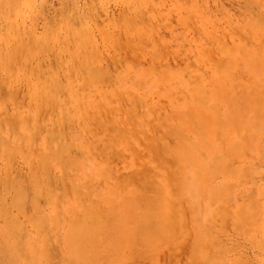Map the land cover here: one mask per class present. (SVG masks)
I'll list each match as a JSON object with an SVG mask.
<instances>
[{"label": "rangeland", "instance_id": "374dc122", "mask_svg": "<svg viewBox=\"0 0 264 264\" xmlns=\"http://www.w3.org/2000/svg\"><path fill=\"white\" fill-rule=\"evenodd\" d=\"M0 70L3 104L47 136L9 159L0 150V220L14 241L0 235V264H264V0H0ZM33 92L52 108L34 110ZM61 103L82 115L66 147L53 125ZM16 188L24 213L7 208ZM61 195L79 208L64 210ZM124 223L115 253L100 251Z\"/></svg>", "mask_w": 264, "mask_h": 264}, {"label": "bare ground", "instance_id": "6f19581e", "mask_svg": "<svg viewBox=\"0 0 264 264\" xmlns=\"http://www.w3.org/2000/svg\"><path fill=\"white\" fill-rule=\"evenodd\" d=\"M14 54V52H11V53H9L8 55H10V54ZM19 53H15L14 55L16 56V55H18ZM28 54V53H27ZM11 56V55H10ZM26 56V55H25ZM25 56H24V59H25ZM18 57V56H17ZM10 59H11V57H9ZM19 59H21L20 57H18ZM18 58H16V59H18ZM23 58V57H22ZM3 59H5V58H3ZM10 59H8L7 60V62H11V60ZM6 60V59H5ZM12 60H13V58H12ZM15 60V59H14ZM58 64H59V66H60V61L59 62H57ZM7 65V64H6ZM5 65V66H6ZM10 66V65H9ZM14 66V65H13ZM7 67V68H9L10 70V72H11V70H12V68H14V67ZM3 67H4V65H3ZM2 67V71H4V68ZM61 67V66H60ZM59 67V68H60ZM7 71H5V72H8V69H6ZM22 70H25V72L27 73L28 72V70H26V67L25 68H23ZM30 70V69H29ZM33 71H34V69H32ZM1 71V70H0ZM14 70H12V72H13ZM11 72V73H12ZM15 72V71H14ZM24 72V73H25ZM79 72V71H78ZM9 73V72H8ZM33 73H35V72H31L30 74H31V76H33L32 74ZM80 73V72H79ZM13 76H15L16 75V73H15V75L14 74H12ZM26 75V74H25ZM5 76V75H4ZM7 76H9V75H7ZM27 76H28V74H27ZM86 76H87V73H86ZM88 76H90V77H92L90 74L88 75ZM5 78H6V76H5ZM11 78V77H10ZM35 78H37V77H35ZM88 78V77H87ZM90 79H92V78H90ZM32 80V79H31ZM38 80V79H37ZM41 80H43V79H41ZM5 80L3 79V82H4ZM10 81H13V80H10ZM30 81V80H29ZM39 81L40 80H38V82L37 83H39ZM49 81V80H48ZM93 81V80H92ZM6 82H8V81H5V83ZM31 82V81H30ZM33 82V81H32ZM35 82V81H34ZM42 82V81H41ZM47 82V81H46ZM45 82V83H46ZM50 82V81H49ZM2 83V82H1ZM10 83V82H9ZM48 83V82H47ZM47 83H46V85H47ZM53 83H55V85H57L56 84V82H53ZM67 83H69V82H67ZM36 84V83H35ZM41 84V87L40 88H38V89H42L43 91H45V89H46V86H44L43 84H44V82H42V83H40ZM49 84H51V82L49 83ZM3 85V84H2ZM9 85V84H8ZM13 85V84H12ZM10 86V85H9ZM48 86V85H47ZM52 86V85H51ZM1 87V86H0ZM5 87H7V84H6V86ZM37 87V86H36ZM55 88H50L51 90H56V92L59 90V87L58 88H56V86H54ZM1 89V88H0ZM2 89H4V88H2ZM10 89V88H9ZM5 90H8V88H6ZM46 90H49V88L48 89H46ZM1 91V90H0ZM9 91V90H8ZM11 91V90H10ZM9 91V92H10ZM6 92V91H5ZM13 92V91H12ZM47 92V91H46ZM46 92H43L44 94L46 93ZM51 92V91H50ZM50 92L48 93V96H49V94H50ZM56 92L54 93V94H56ZM61 92V91H60ZM40 93H42V91L40 92ZM46 93V94H47ZM58 93V92H57ZM2 94H4V92L2 93ZM33 94V96H35L34 97V99L32 100L31 99V97H29V100L28 101H30V105H32L33 106V109L34 110H36V109H41V108H44V109H46V110H48L49 111V109H51L52 108V105H51V103L50 102H48V101H46L45 99H44V95L42 96V95H39L38 93V95H36L34 92L32 93ZM35 94V95H34ZM1 95V94H0ZM8 96L9 97V95H10V99H13L12 98V94L11 93H7V94H4V96ZM3 96V97H4ZM32 96V95H31ZM32 96V97H33ZM51 96V95H50ZM49 96V97H50ZM1 97L2 96H0V100H2V101H0V111H1V116H0V127H2V129H4L5 131H6V134H5V137H4V135H0V139L2 138V140H0L1 142H0V150L2 151V153H3V158H6V159H9V156H10V153H11V151L8 149V148H10V147H14V146H16L17 147V149L16 150H18V153H19V149H21V148H23L24 146H26V145H29V146H31L32 144H33V140H34V137L35 136H38V137H42V138H45V139H47V136L46 135H43L44 134V132L41 130V129H39L37 126H34V124H31V119H32V116H31V114L30 113H24L23 111H20V106H18V103H16V102H14L13 100L12 101H10V102H7V105H4L3 104V98L1 99ZM5 98V97H4ZM6 100V99H5ZM32 100V101H31ZM34 101V102H33ZM5 103H6V101H5ZM53 103V102H52ZM54 109V108H53ZM80 116H82V115H80L79 113H74V114H69L68 112H67V110H66V108H65V105L63 104V103H61V104H58L57 106H56V110H55V120H54V123H53V125L55 124V126H56V128L60 131V132H62L63 133V142H64V145L67 143V139H68V137H66L67 136V134H68V132L69 133H72L73 132V137L75 138V133H77V135L78 134H80L81 133V126H80V124H79V118H80ZM105 122H107V120L105 121ZM105 125H107L106 123H105ZM72 126H73V128H72ZM47 133V131H45V134ZM71 141V140H70ZM12 144H14V145H12ZM67 146H68V144H67ZM65 147H66V145H65ZM15 148V147H14ZM191 145L190 144H188L187 145V150L188 151H190L191 150ZM66 149H68V148H66ZM66 149H65V151H64V155H66L67 154V152H66ZM72 151V150H71ZM63 152V151H62ZM62 152L61 151H57V156L58 157H56V158H58L59 159V157H61V156H63L62 155ZM177 154H178V152H177ZM180 155H176V157H178L179 158V162H178V165H182L183 164V161H182V159H181V157H179ZM23 159H22V161H23V163L24 164H26V165H28V164H30L31 163V159L29 160V158H26V157H22ZM55 158V160H57ZM151 160V159H150ZM189 161H190V159H189ZM175 163V162H174ZM185 163L187 164V166H188V163L185 161ZM80 164V163H79ZM54 163L53 162H49V163H47V164H44V165H39V167H37L38 169L37 170H39L38 171V174H40L43 178L42 179H44V178H47V175H48V173H49V171L51 170V168H53L54 167ZM184 165V164H183ZM182 165V166H183ZM37 174V175H38ZM37 175H35V177H37ZM34 177V178H35ZM33 178V179H34ZM39 179V178H38ZM36 179L35 178V184H32L31 182L29 183V185L31 184V188L33 189V191H35V192H37V191H41V192H43L44 194H46L48 197H51L52 196V194H51V192L49 191L50 189H51V187H50V189H49V185L51 186V184H47V183H45V182H47L46 180H44L45 182H44V184L48 187V189L46 188V186L44 185V187H39V186H43L42 185V183H40L39 182V180H41V179ZM39 182L38 184H37V181ZM40 184V185H39ZM53 188V187H52ZM19 190L20 188H16L15 190ZM14 190V191H15ZM18 190H17V192H16V194L18 193ZM21 190V189H20ZM19 190V191H20ZM180 190V189H179ZM31 191V190H30ZM51 191H52V189H51ZM58 191V190H57ZM61 191V190H60ZM70 191V190H69ZM35 192L33 193V196L31 197L32 199H29V201L31 200H33V202H39V200L41 199V197H37V199L39 198V200H37L36 201V197L35 196H37V195H35ZM12 193H14L13 192V190H12ZM22 193V195L23 196H25L24 195V192H22V190L20 191V193H18V194H21ZM31 193H32V191H31ZM30 193V194H31ZM65 193H66V191H65ZM64 193V194H65ZM3 194H5V193H3ZM8 194V193H7ZM15 194V193H14ZM13 194V195H14ZM14 195L13 197H12V195L10 196V198H11V200L10 201H6V202H10L9 203V205H8V207L7 208H13V209H15L16 207H13V206H17L18 207V210L20 209V203H22L23 201L21 200V198L19 197V195L17 194V195ZM82 194V193H81ZM80 194V195H81ZM9 195V194H8ZM22 195H20L22 198H23V200L25 199V197H23ZM40 196H41V194H39ZM79 194H78V198H83V197H79L80 196ZM1 196V195H0ZM63 196L64 195H61V198L63 199V201H62V204H63V209L64 210H66V211H69V212H72V211H74L75 209H77V208H79V206L80 205H77V203H74V202H72V201H70L69 199H65L66 197H64L63 198ZM2 197V196H1ZM4 197V196H3ZM35 198V200H34V198ZM58 197V196H57ZM51 198V205L52 206H54V205H56V203H57V201H58V198ZM28 198V197H27ZM27 198H26V200H27ZM76 198H77V196H76ZM4 200H5V198H3ZM8 200H9V198H7ZM4 200L3 201H0V205H2L3 207H1V208H5L4 207V204H6L5 202H4ZM26 200H24V201H26ZM22 201V202H21ZM81 201V200H80ZM20 202V203H19ZM19 203V204H18ZM26 203V202H25ZM34 203V204H35ZM40 203V202H39ZM37 204V206L38 205H40V204H42V203H40V204H38V203H36ZM36 204H35V206H36ZM22 206V208H21V210H19V212L20 211H23V205H25V204H21ZM28 205V204H27ZM26 205V206H27ZM81 205H82V203H81ZM164 206L163 205V203H162V201L161 200H158V201H153L152 203H151V206L152 207H154V208H156L157 206ZM37 206H36V208H37ZM0 208V209H1ZM9 208V209H10ZM29 208V207H28ZM39 208V207H38ZM82 208H83V206H82ZM30 209V208H29ZM87 209V208H86ZM3 210H5V209H3ZM16 212H17V209L15 210ZM26 211V210H25ZM86 211V210H85ZM88 211V210H87ZM4 212H7V210H5ZM8 212H9V210H8ZM38 212V211H37ZM40 212V211H39ZM13 213V212H12ZM20 213H24V211L23 212H20ZM26 213H28V212H26ZM35 213V212H34ZM83 213V212H82ZM87 213V212H86ZM85 213V215H87V216H85L84 215V213H83V215L85 216V217H89L88 216V214H86ZM93 213V212H92ZM36 214V213H35ZM93 214H95V213H93ZM6 215L8 216V215H10V214H5L4 213V215H3V217L5 218L6 217ZM11 216V215H10ZM95 216V215H94ZM26 217V216H25ZM25 217H23V218H25ZM32 217V216H31ZM46 217V216H45ZM84 217V218H85ZM153 217H155V218H157V219H159V217H158V215L157 216H153ZM3 218V219H4ZM8 218H10L9 216H8ZM29 218H30V216H29ZM28 218V220L29 221H31L30 219ZM35 218V217H34ZM33 218V222H35V219ZM39 218V217H38ZM47 218V217H46ZM89 218H92L91 216L89 217ZM93 218H95V217H93ZM93 218H92V220H93ZM26 219V218H25ZM41 218H39V220H40ZM11 220V218L9 219V221ZM27 220V219H26ZM28 220H27V222H28ZM38 220V221H39ZM51 220H53V218H51ZM68 220V219H67ZM86 220V219H85ZM97 220V219H96ZM4 221V220H3ZM8 221V222H9ZM31 221V222H32ZM38 221L37 222H35L34 224L33 223H30V225H32L33 226V228H34V225L35 224H37L38 223ZM42 221V220H41ZM25 222V221H24ZM67 222V221H66ZM10 224L12 223V224H14L13 223V221L12 222H9ZM20 222H18V220L16 221V223H15V225L16 224H19ZM69 223V222H68ZM74 223H75V221H74ZM69 224V227L71 228V231H70V235H68V236H66L65 238H66V241H68L69 239H72V243H73V248H74V252L72 253V256H74L75 258H77V259H81V253H80V251H79V249H78V246H79V244H80V233L82 232V228L81 227H77V226H74L75 224ZM79 223V222H78ZM78 223H77V225H78ZM11 224V225H12ZM23 224V223H22ZM40 224H42V223H40ZM40 224H38L37 226H39ZM81 224H83V222L81 223ZM80 224V225H81ZM88 224V223H87ZM147 224V223H146ZM163 224H164V220H163V218H162V226H163ZM20 225H21V223H20ZM43 225V224H42ZM142 225V223L141 224H138V226H141ZM36 226V227H37ZM92 226V225H91ZM99 225H96V227H98ZM119 225H117L116 227H115V229H111L110 231H109V234L111 235L110 237H108L107 238V240L103 243V245L99 248L100 249V251H102L103 249L105 250V252H106V254H114L115 253V250L117 249V247H118V244L120 243V237H119V233H117V234H114L115 233V231H123V230H127V228H128V226H129V223H124V224H122V225H120L119 227H118ZM15 227H21V226H15ZM84 227H85V224H84ZM17 228V229H18ZM21 228H23V226L21 227ZM21 228H19L18 230H16V231H19V230H21ZM92 228V227H91ZM148 228L149 229H153V227L152 226H150V225H148L147 224V226H146V229L148 230ZM39 229H42V228H39ZM10 232H11V230H10V227H8V226H6L5 224H2V222H1V220H0V235L1 236H3V237H5L6 238V240H8V242L10 243V244H14V241H13V239L11 238V234H10ZM22 232H23V230H22ZM21 232V233H22ZM43 231H41V232H39L38 231V233H39V236H40V233H42ZM12 233V232H11ZM24 233V232H23ZM18 234V233H17ZM47 234V233H46ZM68 234V233H67ZM114 234V235H113ZM38 235V234H37ZM14 236V234L12 235V237ZM17 236V235H16ZM19 236H21V235H19ZM18 236V237H19ZM25 237V236H24ZM30 237V236H29ZM19 238H21V237H19ZM18 238V239H19ZM23 238V237H22ZM21 238V239H22ZM44 239V238H43ZM46 240V239H45ZM44 240V241H45ZM34 241H35V239H34ZM19 242V241H18ZM26 244H30V242H27ZM45 244V243H44ZM70 244H71V241H70ZM15 246V245H14ZM17 246V245H16ZM15 246V247H16ZM31 246H32V244H31ZM31 246H27L28 247V250H30V247ZM92 246H95V244L94 243H92ZM22 247V246H21ZM33 247H34V245H33ZM45 247V246H44ZM44 247H42V248H44ZM54 248V247H53ZM52 248V249H53ZM16 249V248H15ZM17 250V249H16ZM44 249H42V251H43ZM47 250V249H46ZM23 251V250H22ZM48 251H50V249H48ZM26 252V251H25ZM31 252H32V250H31ZM35 252V251H34ZM51 252V251H50ZM53 252V251H52ZM21 253V252H20ZM45 252L43 251V253H42V255H45L44 254ZM22 254H24V253H22ZM34 254H36V252L34 253ZM1 255V254H0ZM45 256H47V255H45ZM49 256H50V254H49ZM48 256V257H49ZM52 256V255H51ZM20 257H22L21 255H20ZM3 259V258H2ZM23 259H24V255H23ZM35 259V255H34V257H33V260ZM44 259H46L45 257H44ZM25 260H26V258H25ZM24 260V261H25ZM27 260H29V259H27ZM45 262L46 261H48V260H44ZM66 261V260H65ZM49 263V262H48ZM25 264H26V262H25ZM28 264V263H27ZM34 264H35V261H34ZM51 264H53L52 263V261H51Z\"/></svg>", "mask_w": 264, "mask_h": 264}]
</instances>
